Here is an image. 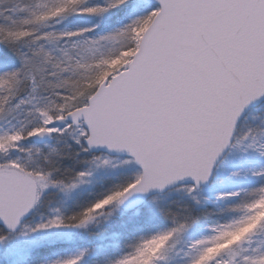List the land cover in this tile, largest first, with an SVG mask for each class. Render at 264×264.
<instances>
[{"label":"snow or ice","instance_id":"obj_1","mask_svg":"<svg viewBox=\"0 0 264 264\" xmlns=\"http://www.w3.org/2000/svg\"><path fill=\"white\" fill-rule=\"evenodd\" d=\"M83 3L61 0L33 15L34 22L47 23L69 12L128 10L129 22L116 33L87 41L93 46L87 59L67 51L54 56L40 42L80 37L92 28L36 35L0 26V43L31 38L38 45L19 54L20 67L0 73V119L13 101L30 118L0 124V246L86 228L137 193L183 192L193 204L177 212L162 209L173 226L141 235L114 262L157 264L169 243L196 223L205 184L248 157L264 160V0H105L79 8ZM101 41L119 47L104 54L94 47ZM113 160L116 167L138 170L78 212L52 208L39 223L26 219L51 205L57 190L90 183L93 172ZM230 174H250L261 183L218 194L236 199L227 209L233 215L190 242L195 255L187 254L188 264H222L228 249L220 245L241 234V243L264 234V165ZM85 255L56 256L45 264H82ZM238 264H264V247L252 248Z\"/></svg>","mask_w":264,"mask_h":264},{"label":"rangeland","instance_id":"obj_2","mask_svg":"<svg viewBox=\"0 0 264 264\" xmlns=\"http://www.w3.org/2000/svg\"><path fill=\"white\" fill-rule=\"evenodd\" d=\"M61 0H40L31 4L30 8L19 6L21 0H11L8 12L0 5L1 14L7 16L6 22L14 28L18 19L25 15L28 21H34L33 14H40L59 6ZM80 8H84L83 5ZM23 13V15H21ZM69 13L63 18L54 17L47 23L36 22V29L42 32L45 29L57 25L62 32H75L78 28L67 27L64 22ZM21 21V20H20ZM127 22V21H126ZM129 22V21H128ZM127 22V23H128ZM18 23V22H17ZM124 22L121 23L123 26ZM10 30V29H9ZM63 49L74 51V58L82 57L83 49L81 42L76 37H62ZM0 73L11 71L20 67V53H30V49L22 52L10 51L7 44L0 43ZM18 55V59H16ZM18 92L17 95H21ZM11 109V110H9ZM30 119L22 109L15 108V102L5 105V112L0 119V124L7 125L9 122L26 121ZM110 155V154H109ZM115 156V155H111ZM123 159V156L120 157ZM117 160L112 161V166L104 169H97L90 178V183L81 185L71 192L64 193L59 190L53 196L51 205H44L36 209L33 215L27 219L30 223H39L42 217L50 214V209L59 208L65 214H72L86 207L99 196L113 187L116 183L123 182L138 167L133 165L127 168L116 167ZM264 165V160L248 157L243 164L231 166L229 170H221L215 176V182L203 187L201 193V204L196 207V223L189 227L185 232L179 234L169 243V246L162 253L161 259L157 264H188L190 242L208 234L210 227L217 223H226L233 213L227 209L236 203V199H218L220 193L236 191L241 188L255 187L261 181L258 178L248 176L234 177L230 173L232 170H247L253 167ZM190 200L183 192L168 190L151 196L143 205L133 210L132 213H112L97 217L83 229H62L55 233H36L32 236L17 237L7 246H0V264H45V261L53 257H65L85 251L86 255L82 264H114L115 260L132 251V245L141 235L165 230L173 226L172 220L164 214L163 210L177 212L182 205H191ZM264 218V211L259 214ZM183 216L181 215L180 219ZM247 230H245V233ZM244 234L232 237L230 240L220 245L222 249H228L222 257V264H238L242 256L250 254L252 248L264 247V234L251 237V243L240 242ZM232 245H236L232 247ZM244 249H248L245 252Z\"/></svg>","mask_w":264,"mask_h":264},{"label":"trees","instance_id":"obj_3","mask_svg":"<svg viewBox=\"0 0 264 264\" xmlns=\"http://www.w3.org/2000/svg\"><path fill=\"white\" fill-rule=\"evenodd\" d=\"M11 0H0V5L3 4V9L8 12V7H10V4H7V2H10ZM40 1V0H21V4H19L20 7L22 8H30L31 4ZM105 0H86V3H83L81 5L84 6V9L90 8V7H98L104 5ZM79 5L78 7L80 8ZM23 15V13H21ZM7 16L1 14L0 10V26H2L6 31L7 30H12V31H17V30H24V31H32L36 35H41L43 33H48V32H54V33H62V30L60 29V26L57 25V31H55L51 27L49 29L46 27L47 24L45 25V28L42 32H40L42 29L37 30L36 27V22L29 21V23H24V21H28L26 19V16L23 15L22 19H18L16 22L15 27L10 28L12 25L10 23L6 22ZM130 19V12L126 9H116L112 11L105 12L100 15H78L69 12L68 17L66 18V21L64 24L67 25V27L70 28H78V30L81 29H89L92 28L93 30L90 32H85L83 33L82 36L76 37L78 39V42H81L83 44L82 46H79V49H83L82 51V57L85 59L88 58L89 53L88 49L90 47H93L87 43L88 40L90 39H98L102 35H108L110 33H116L121 26V23H127ZM21 20V21H20ZM127 21V22H126ZM40 23V22H39ZM6 36V32H5ZM4 44H7L8 49L10 51H15V52H22L24 49L29 48L30 50L36 48L38 45L32 43L31 38L28 39H21V40H16V41H9L5 39ZM40 43H43L45 48L47 50H50L54 56L63 58V52L65 51L62 43V37L58 40H51V41H41ZM95 48L99 49V52H103L104 54H108L110 51L115 50L116 48L119 47V43L116 41H101L100 44L94 46ZM70 56L74 57V51H70L69 49L66 50ZM99 54V53H97ZM16 59H18V55H16ZM75 59V58H74ZM65 76H71V73H66L63 74ZM75 78V77H73ZM132 213L133 211H126L120 208L119 206L115 208V210L112 211V213Z\"/></svg>","mask_w":264,"mask_h":264},{"label":"water","instance_id":"obj_4","mask_svg":"<svg viewBox=\"0 0 264 264\" xmlns=\"http://www.w3.org/2000/svg\"><path fill=\"white\" fill-rule=\"evenodd\" d=\"M97 151L101 152V151H106V149H98ZM110 155H116V153H109ZM123 156V155H122ZM210 183L205 184L204 186L209 185ZM168 190H165L164 192H166ZM164 192H158L157 190H153L150 193H145V194H134L133 196L129 197L128 200H126L123 204H120L119 206L125 210H133L136 207L142 205L149 197L155 195V194H159V193H164ZM33 213L30 214V216ZM29 216V217H30ZM29 217H27L26 219H28Z\"/></svg>","mask_w":264,"mask_h":264}]
</instances>
